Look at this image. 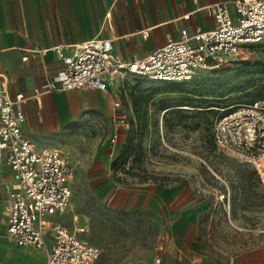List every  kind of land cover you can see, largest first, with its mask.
<instances>
[{
	"label": "rangeland",
	"instance_id": "1",
	"mask_svg": "<svg viewBox=\"0 0 264 264\" xmlns=\"http://www.w3.org/2000/svg\"><path fill=\"white\" fill-rule=\"evenodd\" d=\"M117 83L131 125L116 144L114 119L97 112L54 136L53 147L67 152L74 168L67 214L79 215V236L100 248L94 264H155L175 196L199 209L192 243L198 253L226 259L264 244V182L252 164L220 148L212 133L230 106L264 98V40L227 56L221 68L197 70L188 81L127 74ZM0 172V264H44L39 250L1 238L9 187L3 163ZM163 189L172 190L171 197L153 200Z\"/></svg>",
	"mask_w": 264,
	"mask_h": 264
},
{
	"label": "built area",
	"instance_id": "2",
	"mask_svg": "<svg viewBox=\"0 0 264 264\" xmlns=\"http://www.w3.org/2000/svg\"><path fill=\"white\" fill-rule=\"evenodd\" d=\"M215 26L179 37H169L149 54L126 59L114 49L110 38L54 48L66 67L47 82L43 90H108L118 76L140 74L160 81H188L199 69H218L227 56L246 45L264 40V0H221L209 6ZM148 36V30L143 37ZM74 48L72 54L64 49ZM8 77L0 71V162L11 171L13 183L5 208L6 229L1 238L17 247L42 252L44 264H94L100 248L79 236L84 230L77 214L68 215L72 205L74 169L66 152L59 148L38 149L24 133V93L12 97ZM120 95V89H112ZM120 110L114 116L111 141L130 122ZM215 143L236 158L252 164L264 182V98L230 106L213 124Z\"/></svg>",
	"mask_w": 264,
	"mask_h": 264
},
{
	"label": "crops",
	"instance_id": "3",
	"mask_svg": "<svg viewBox=\"0 0 264 264\" xmlns=\"http://www.w3.org/2000/svg\"><path fill=\"white\" fill-rule=\"evenodd\" d=\"M217 1L221 0H0V71L8 77L12 97L25 94V135L38 149L57 148L54 136L83 114L97 112L113 120L120 111L114 102L121 96L111 91L119 89L120 76L108 90H43L47 82L57 85L55 77L66 67L55 47L104 37L113 40L122 57H142L169 37H179L183 28L191 34L214 27L209 6ZM73 50L68 46L64 52ZM0 163L8 170L9 192L11 171ZM172 193L155 191L153 200L162 201ZM167 213L174 218L164 232L163 251L155 264H264V244L226 259L198 253L192 243L199 209L185 206L175 196Z\"/></svg>",
	"mask_w": 264,
	"mask_h": 264
},
{
	"label": "trees",
	"instance_id": "4",
	"mask_svg": "<svg viewBox=\"0 0 264 264\" xmlns=\"http://www.w3.org/2000/svg\"><path fill=\"white\" fill-rule=\"evenodd\" d=\"M198 94V93H197ZM254 101V100H253ZM229 109H230V107H229ZM228 110H226L225 112H227ZM225 112H222V114L223 113H225ZM135 113L137 114V118H138V120H139V122L140 123H145V119H146V116L143 114V115H141L140 114V109L137 107V103H135ZM221 115V114H220ZM219 115V116H220ZM129 122H130V125H131V120H129ZM128 149H129V146H127V147H125L124 149H123V151L121 152V154L113 161V163H112V167L114 168V169H117L118 168V165H119V163L123 160H125V158H126V156H127V154H128Z\"/></svg>",
	"mask_w": 264,
	"mask_h": 264
}]
</instances>
